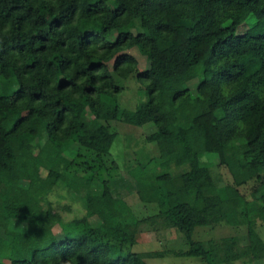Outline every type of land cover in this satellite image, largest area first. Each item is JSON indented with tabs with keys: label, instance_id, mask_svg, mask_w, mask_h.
Listing matches in <instances>:
<instances>
[{
	"label": "trees",
	"instance_id": "1",
	"mask_svg": "<svg viewBox=\"0 0 264 264\" xmlns=\"http://www.w3.org/2000/svg\"><path fill=\"white\" fill-rule=\"evenodd\" d=\"M131 75L145 92L135 122L158 132L157 155L130 172L137 200L154 204L153 219L169 223L204 264L264 258L255 230L264 220V0H0V220L10 226L0 264H145L112 246L134 244L138 221L94 175L105 161L115 168V134L105 119L88 127V110L108 113L103 97H116L117 82ZM67 151L68 166L82 152L94 156L90 177L61 162ZM205 156L230 184L215 186ZM184 172H196L198 185L186 188ZM250 181L246 201L238 188ZM55 187L82 200L83 217L61 221L46 200ZM220 217L245 226L246 245L221 251L192 239L199 223Z\"/></svg>",
	"mask_w": 264,
	"mask_h": 264
},
{
	"label": "rangeland",
	"instance_id": "2",
	"mask_svg": "<svg viewBox=\"0 0 264 264\" xmlns=\"http://www.w3.org/2000/svg\"><path fill=\"white\" fill-rule=\"evenodd\" d=\"M126 53L134 57L138 71L146 68L144 58L135 49H130ZM117 84L122 88L120 93L114 98L103 97L102 100L104 109L108 113L96 116L91 109L88 110L90 117L88 127L90 129L105 123V119L110 131L115 134L109 148V159L114 162L115 168L108 167L110 164L105 161L103 168L108 167L109 169L100 168L94 175L99 181L106 180L111 195L117 200H122L130 209L135 220L138 221V226L134 232V244L117 245L113 243L112 246L117 247L122 252L134 254L145 264H204L198 253L184 242L180 234L169 223L161 222L156 218L153 219L157 211L154 204H143L137 200L135 195L137 181L131 177L130 172L137 163L146 162L149 158L157 155L155 139L158 137V132L150 124L138 126L135 122L133 111L138 104L145 100V92L137 83L135 75L120 80ZM180 108L183 113L188 112L186 104L183 103ZM31 127L42 130L43 125L33 121ZM82 153L81 157L73 159L74 164L68 166V162L73 158V152L67 151L65 156L61 158V162L65 166L67 165L69 171H75L88 178L92 175V171L85 170V166H93L92 169H94L97 166V160L92 154ZM203 160L205 165L209 167L210 175L216 187L221 188L231 183L227 170L222 166H217L212 157L205 156ZM84 162L85 164L82 165L81 163ZM181 176L186 188L197 186L199 183L196 172H184L181 173ZM29 177V174H23L21 182L26 183ZM255 187L256 183L250 181L238 188V192L246 201H250ZM255 196L257 197L258 194ZM46 200L63 223L83 217L85 214L82 200L60 187H55L47 193ZM87 222L92 228H96L99 224L98 219L94 216L87 218ZM13 226L15 225L13 224ZM28 227L36 229L38 221H30ZM8 228L10 226H8L7 220L1 219L0 239L7 240L10 238ZM255 230L264 244V220L256 219ZM51 232L58 240L62 239L57 224L52 226ZM192 239L201 244L211 240L221 251H231L235 247H242L247 243L245 226L230 225L222 217L199 223L193 231ZM2 262L7 264L5 261ZM227 264H264V258L258 261L241 259Z\"/></svg>",
	"mask_w": 264,
	"mask_h": 264
}]
</instances>
